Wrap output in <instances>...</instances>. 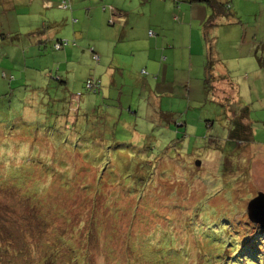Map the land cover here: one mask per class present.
Returning <instances> with one entry per match:
<instances>
[{
	"label": "rangeland",
	"instance_id": "obj_1",
	"mask_svg": "<svg viewBox=\"0 0 264 264\" xmlns=\"http://www.w3.org/2000/svg\"><path fill=\"white\" fill-rule=\"evenodd\" d=\"M22 1L6 17L0 0L1 26L14 31L0 42V264H229L238 248L217 260L223 246L213 251V242L230 249L248 239L237 220L264 193V0H220L229 15L207 33L213 73L224 76L217 96L203 88L201 9L191 60L159 70L106 41L104 0L54 8L47 17L68 13V23L49 27L41 47L28 46V30L41 28L44 10L27 15ZM80 25L83 41L73 37ZM53 35L76 44L55 50ZM19 37L24 47H12ZM80 56L90 67L78 66ZM89 76H101V92L85 90ZM107 95L116 105L109 121Z\"/></svg>",
	"mask_w": 264,
	"mask_h": 264
},
{
	"label": "crops",
	"instance_id": "obj_2",
	"mask_svg": "<svg viewBox=\"0 0 264 264\" xmlns=\"http://www.w3.org/2000/svg\"><path fill=\"white\" fill-rule=\"evenodd\" d=\"M60 0H23L22 3L28 6L30 10V16H34L31 10L41 9L44 10L45 19L57 20L64 19V25L68 23V13L61 15V18L56 19L54 14L47 17V14L52 11L55 7L54 4ZM96 0H91V3ZM107 4L114 7L116 10L115 19L118 23L110 24V15L103 14L108 22L106 26V31L109 35L107 42L114 44V49L121 48L120 53H126L127 55L133 56L137 55L142 61H145V65L149 67L158 66L159 70L163 67V61H166L170 65L175 67L177 61H185L186 59L191 60V50H192V31L199 30L194 29V24L200 23L199 15L200 9L203 12L202 21L207 18L210 13L209 9L201 5H193L186 3L184 0H145L147 5L143 8L138 9V0H104ZM4 7L5 15H8V11L13 8L12 1L7 0ZM12 3V4H9ZM97 3V2H96ZM127 3V5H126ZM131 6H129V4ZM105 5V4H104ZM196 6V7H195ZM106 8V7H105ZM103 11V8H101ZM127 9L130 11L128 12ZM203 9V10H202ZM56 10H60L55 8ZM83 9L80 8L79 11ZM107 9H105L106 11ZM196 11V14L194 13ZM87 13V12H86ZM199 13V14H198ZM80 14V13H78ZM188 21V22H187ZM100 25L105 27V19H100ZM78 30H73V36L77 39L83 41L86 38L83 33L86 30L82 25L77 27ZM152 30L153 34L150 35L149 31ZM88 31V30H86ZM102 31V29H101ZM67 37L72 33H65ZM182 39V43H179V49H177L176 42L179 40V36ZM84 35V36H83ZM202 37V36H201ZM96 40V38H95ZM125 43H130L129 45H124ZM104 43H98V47H102ZM106 46V43L104 44ZM142 46V48H141ZM137 47L138 50L135 48ZM97 49V48H96ZM123 49L125 51H123ZM202 57L204 59V49L202 46ZM74 52V50H73ZM115 53V52H114ZM68 58V57H67ZM81 56L79 57V61ZM116 65L121 67V69H126L121 66V62L116 61ZM132 69L138 68V66L131 65ZM150 67V71L154 72V68ZM141 71V70H140ZM123 76V73H120ZM156 76V75H155ZM154 76V77H155ZM111 83H116V77H109Z\"/></svg>",
	"mask_w": 264,
	"mask_h": 264
},
{
	"label": "trees",
	"instance_id": "obj_3",
	"mask_svg": "<svg viewBox=\"0 0 264 264\" xmlns=\"http://www.w3.org/2000/svg\"><path fill=\"white\" fill-rule=\"evenodd\" d=\"M42 1H45V0H42ZM184 1L186 3H189V4H194V3L197 4V3H200V2H204V3L207 4V6H208V8L210 10V13H209L208 17L206 18V21H205L204 26H203V40H204V46H205V53H204V59H203V88H204L206 94H209V93L213 92L214 95L217 96V92H215V89H214L215 82L220 81V79H224V76H216L213 73V62L214 61H213L212 50H211L212 49L213 39L208 38L207 37V33L209 31L208 30L209 28H213V26L215 25L216 19L218 17L223 16V15H226V16L229 15L228 14V10H230V8H231L230 4H229V2H222L220 0H184ZM54 7L58 8V9H61V10H69V11L72 10L71 9L72 6H71V1L70 0H60L59 2L57 1V3L54 4ZM101 8H103V11H105V9H107L106 11L111 13V15H110V24L111 23L112 24L113 23H118L117 19H115L116 12L118 10H116L114 7H112L109 4L102 5ZM27 15H30V14L27 13ZM4 16H6V15L4 14ZM64 19L65 18H62L59 21H57V20H52L51 21V20H48V19H43L42 22H41L43 25L40 26L41 28H39L37 30H32L30 28L28 30V37H29V45L28 46L41 47V45L44 44L45 41L50 39V36H47L48 33H46L47 30L49 29V27H52V25H57L58 27L66 26V25H64V22H65ZM46 21H49V23H47ZM72 22H75V19ZM4 30L5 29L1 26V23H0V42H1V40H5L8 35L10 36V39L13 38L12 35L14 34V31H9L8 30V33H5ZM15 33H18V32H15ZM149 34L152 35L153 31L150 30ZM70 36L72 37V35H70ZM63 37H65V36H63ZM19 38L20 39H19L18 43H20V40H21V43L18 44L17 42L13 41L12 42V47H14V48L15 47L18 48V46L19 47L21 46V48L24 47L22 45L23 42H22L21 37H19ZM52 38L55 39V41L53 42V46H52V48L55 49V50H62L65 47H69V46L73 47L76 44V39H74V38H73L72 41L63 39L60 35L59 36H57V35L54 36L53 35ZM89 49L93 53L92 58L97 60L98 57H97L96 53H94L93 47H91ZM64 55H65V59H67V57H68L67 56V52H64ZM39 56H41V55H39ZM65 61H67V60H65ZM77 64L80 67H90L89 61H86V60H83V59H80V61H78ZM60 69H61V72H60L61 75L65 76V74H63L64 73V68H62V65H60L58 67L59 71H60ZM66 72H68V70ZM140 73L142 75H146L147 74V72L144 69H141ZM54 74H56V72ZM61 75L58 76L56 74L57 81L59 83H67V82L62 80V76ZM65 77L67 79V76H65ZM157 78H158V75L155 76L156 80H157ZM101 82H102L101 81V76L99 78H94L93 76H89V77H87L85 79V81L83 83V86H84L85 90H87V91H90V92H93V93H98V92H101L102 89H103L102 88L103 86H102ZM108 95H107V97L103 96V101H102V103L104 104L102 107H104V110H105L104 111V116H105L106 120L108 118L107 121H109L110 116H111V113H110L111 111H109V108L110 107L111 108H116L115 103L113 104L114 101L109 99ZM223 95H225V91H224ZM106 101H108V102H106ZM110 102H111V104H110ZM112 105H114V106H112ZM100 109L101 108H98L97 106H95L94 114L97 112V110H100ZM72 119H73V116H72ZM82 120L83 119H81V121ZM76 121H77V124H79L80 123V118L78 119V117L77 118L75 117L74 118V122H76ZM177 122L178 121H174V123H177ZM79 125H81V123ZM142 172L144 174L148 173V172H145L143 169L140 171V173H142ZM149 172H151V170H149ZM141 182H142L141 179L132 178V179H129V182H127V183H130V184L136 186V185H138V183H141ZM246 215H247V213H244L243 215L240 214L239 215V219L237 220L236 224H237V226L239 224H242L243 229H239L238 227H237V229L242 230L243 232H245L246 233L245 237H248V239L245 238V240H242V239H238L237 238L235 240L234 247H232L230 249L226 248L225 246H227V245H224L223 242H221L223 245L218 244L220 241L213 242V244H215L214 245L215 247H213V251H219L220 250V246H223L222 251L220 253L217 252L218 254H216L217 260L219 259L220 255L222 257V254H224L225 250H233V248H235V250H236V248H238L235 251L237 256H235V255L230 256L231 259L228 261L229 264H255L256 262L258 263V261L260 259H264V257H262V253H261L262 246H263L262 243L263 242L259 241L260 239L264 240V236H262V234L264 235V228L261 227L258 224L252 223L248 219V217ZM219 228L221 229V227H219ZM233 228H232V230H233ZM260 231H263V233L261 234ZM213 233L215 234L216 231H212L210 233L209 232H203L204 236H207V235H211L212 236ZM230 245L231 244H228V246H230ZM216 246H219V247H216ZM213 251H212V249L209 251V253L207 255V258L205 259L207 262H208V259L213 258V255L210 254ZM186 253H187L186 255L188 256V258H190L191 255H190L189 251L186 252ZM208 256H210V257L208 258ZM234 256H235V258H234ZM218 262L219 263L220 262L223 263L224 259L222 261H216L215 264H217Z\"/></svg>",
	"mask_w": 264,
	"mask_h": 264
},
{
	"label": "water",
	"instance_id": "obj_4",
	"mask_svg": "<svg viewBox=\"0 0 264 264\" xmlns=\"http://www.w3.org/2000/svg\"><path fill=\"white\" fill-rule=\"evenodd\" d=\"M248 219L264 228V193L258 192L246 206Z\"/></svg>",
	"mask_w": 264,
	"mask_h": 264
}]
</instances>
